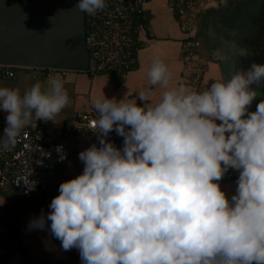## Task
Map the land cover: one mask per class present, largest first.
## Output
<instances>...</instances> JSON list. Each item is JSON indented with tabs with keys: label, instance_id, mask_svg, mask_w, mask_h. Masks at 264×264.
I'll return each mask as SVG.
<instances>
[{
	"label": "clouds",
	"instance_id": "1",
	"mask_svg": "<svg viewBox=\"0 0 264 264\" xmlns=\"http://www.w3.org/2000/svg\"><path fill=\"white\" fill-rule=\"evenodd\" d=\"M75 7L94 15L106 0ZM147 76L167 89L158 103L147 102L144 91L142 106L95 100L99 146L79 153L82 174L59 185L50 211L28 230L49 231L64 251L78 250L81 264H264V101L249 111L264 65L203 90L169 88L172 73L160 59ZM70 103L54 77L23 94L0 87V110L8 113L0 151ZM112 131L123 137L122 148L107 140ZM230 169L239 175L229 199L219 181Z\"/></svg>",
	"mask_w": 264,
	"mask_h": 264
},
{
	"label": "built area",
	"instance_id": "2",
	"mask_svg": "<svg viewBox=\"0 0 264 264\" xmlns=\"http://www.w3.org/2000/svg\"><path fill=\"white\" fill-rule=\"evenodd\" d=\"M220 0H170L183 30L188 38L185 48L188 56L187 81L200 84L209 61L200 56L201 39L198 34V20L208 4ZM149 0H106V7L94 15H86L85 41L90 56L88 73L92 76L107 75L115 86L126 80L137 64L140 48L139 36L143 27L142 17ZM65 75V69H41ZM14 67L0 65V76L13 77ZM98 114L91 111H77L71 114L65 124V135L73 137L86 130H96ZM34 123V122H33ZM6 119L0 117V138H3ZM123 145V137L116 134ZM58 148L61 150L58 151ZM79 151L65 142L53 141L43 120L36 127L29 125L17 139L15 147L0 151V194H6L0 208V264H9L10 259L27 254L23 237L22 219L28 210L36 211L41 199L47 193L59 195V185L73 179L63 168L73 161L83 172ZM237 171L230 169L219 182L235 178ZM34 188V190H32Z\"/></svg>",
	"mask_w": 264,
	"mask_h": 264
},
{
	"label": "crops",
	"instance_id": "3",
	"mask_svg": "<svg viewBox=\"0 0 264 264\" xmlns=\"http://www.w3.org/2000/svg\"><path fill=\"white\" fill-rule=\"evenodd\" d=\"M209 12L208 10L203 15L201 14L198 20V34L201 39L200 56L209 61L200 84L193 85L187 81L186 75L189 68H187L188 56L185 41L188 35L183 30L175 9L170 5V0H149L145 14L142 17L143 27L139 36L140 48L137 52V64L128 78L119 86H115L110 78L104 74L92 76L88 72L69 71L65 75H60L58 72L49 75L46 70L17 68L14 69L15 74L13 77L0 76V87L19 88L21 94H23L37 81L47 87L49 77L59 79L67 89L71 103L55 118V121L45 122L49 137L56 142H65L79 152L86 150L92 144L99 146L96 133L99 129L86 130L70 138L65 135L66 121L74 112H88L94 109L95 100L104 95L108 99L115 98L117 101L121 99L126 101L137 100V104L142 106L143 102L138 99V94L144 91L151 93L147 97V102L152 104L160 102L163 92L167 89L162 88L160 85H151L147 76L154 60H162L172 73L169 88L185 85L194 90H203L210 88L215 81H226L227 75L224 65L221 60L215 59L217 52H219L217 51V34H219V29H222L220 27L222 25L217 24L216 27L214 26L210 30L211 36L206 38L208 29H206L205 15ZM7 115L8 113L0 110L1 118L6 119ZM217 123L220 122L217 121ZM107 140L114 143L117 148L123 147L117 140L115 131L109 134ZM63 171L72 178L80 173L73 161L67 162ZM237 179L238 177L228 182H219L221 189L226 192L229 199L235 194ZM56 196H58L56 193L45 194L41 199L38 210H28L24 214L22 229L25 235L23 239L27 244L28 251L26 255L12 257L9 264H81L78 250L64 251L61 248L60 241L52 237L49 231L28 230L29 222L33 218L39 217L42 211L45 214L50 211L49 205ZM5 197L6 194H0V208ZM1 232H3L2 227H0V234Z\"/></svg>",
	"mask_w": 264,
	"mask_h": 264
},
{
	"label": "water",
	"instance_id": "4",
	"mask_svg": "<svg viewBox=\"0 0 264 264\" xmlns=\"http://www.w3.org/2000/svg\"><path fill=\"white\" fill-rule=\"evenodd\" d=\"M78 2L0 0V65L88 72L86 15L75 7ZM208 10L206 38L211 36L214 26L222 25L217 34L219 52L215 59L220 60L218 55L223 53L230 62L228 66L221 61L226 81L235 71H246L253 63L264 65V0L243 6L234 5V0H220L208 4L202 15ZM254 24L259 26L258 30ZM251 87L258 92L249 108L254 112L264 101V85Z\"/></svg>",
	"mask_w": 264,
	"mask_h": 264
},
{
	"label": "flooded vegetation",
	"instance_id": "5",
	"mask_svg": "<svg viewBox=\"0 0 264 264\" xmlns=\"http://www.w3.org/2000/svg\"><path fill=\"white\" fill-rule=\"evenodd\" d=\"M256 1L257 0H234V5L243 6V5H246L248 3H251V4L252 3H256ZM254 29L258 30L259 29V26L256 25V24H254ZM218 56L221 58L220 60L223 61L224 64L226 63L225 65H228V66L230 65V62L228 60H226L223 55H218ZM229 73L231 74L232 73V70L229 69ZM226 75H227V73H226ZM231 76H232V74H231Z\"/></svg>",
	"mask_w": 264,
	"mask_h": 264
},
{
	"label": "trees",
	"instance_id": "6",
	"mask_svg": "<svg viewBox=\"0 0 264 264\" xmlns=\"http://www.w3.org/2000/svg\"><path fill=\"white\" fill-rule=\"evenodd\" d=\"M71 43V41H69V44ZM17 69V68H14ZM239 173L237 172V174L235 175V178H233L232 180L236 179L238 177ZM231 181V180H230ZM228 182V181H227Z\"/></svg>",
	"mask_w": 264,
	"mask_h": 264
},
{
	"label": "rangeland",
	"instance_id": "7",
	"mask_svg": "<svg viewBox=\"0 0 264 264\" xmlns=\"http://www.w3.org/2000/svg\"><path fill=\"white\" fill-rule=\"evenodd\" d=\"M170 5H171V4H170ZM204 34H206V32H204ZM206 35H207V34H206ZM217 40H219L218 37H217ZM18 69H19V68H18Z\"/></svg>",
	"mask_w": 264,
	"mask_h": 264
}]
</instances>
